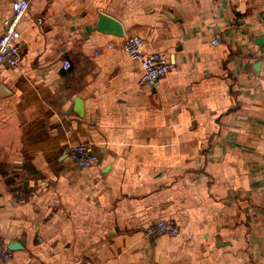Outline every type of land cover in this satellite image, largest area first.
<instances>
[{
    "label": "crops",
    "instance_id": "crops-1",
    "mask_svg": "<svg viewBox=\"0 0 264 264\" xmlns=\"http://www.w3.org/2000/svg\"><path fill=\"white\" fill-rule=\"evenodd\" d=\"M28 2L0 68V237L24 241L4 264H264V0ZM136 35L173 66L156 87ZM161 219L179 234L147 237Z\"/></svg>",
    "mask_w": 264,
    "mask_h": 264
},
{
    "label": "built area",
    "instance_id": "built-area-1",
    "mask_svg": "<svg viewBox=\"0 0 264 264\" xmlns=\"http://www.w3.org/2000/svg\"><path fill=\"white\" fill-rule=\"evenodd\" d=\"M28 0H17L12 4V16L3 23V32L0 37V68L13 70L21 69L23 43L18 25L28 14ZM218 44V41H214ZM145 41L140 36H130L124 43V50L130 59L140 63L142 75L138 84L140 86L156 87L172 70L173 66L164 53H146ZM64 70L71 68V63L65 61ZM66 158L75 166L86 169L98 162V157L85 144L68 146L64 149ZM179 228L173 219L157 220L147 228V237L169 235L177 236ZM12 252L6 241L0 237V264L8 262Z\"/></svg>",
    "mask_w": 264,
    "mask_h": 264
},
{
    "label": "water",
    "instance_id": "water-1",
    "mask_svg": "<svg viewBox=\"0 0 264 264\" xmlns=\"http://www.w3.org/2000/svg\"><path fill=\"white\" fill-rule=\"evenodd\" d=\"M119 24L120 23H118L115 19H113L107 15H101L100 20L98 22V28L100 31H105L107 33L122 37L124 35V33H123V29H122L121 25H119ZM1 90L3 92L5 91L3 86L1 87ZM23 246H24L23 240L20 242H11L9 244V249L12 251H16V250L22 249Z\"/></svg>",
    "mask_w": 264,
    "mask_h": 264
},
{
    "label": "rangeland",
    "instance_id": "rangeland-1",
    "mask_svg": "<svg viewBox=\"0 0 264 264\" xmlns=\"http://www.w3.org/2000/svg\"><path fill=\"white\" fill-rule=\"evenodd\" d=\"M65 148H67V147H65ZM97 156V155H96ZM94 166V165H93ZM179 228V227H178ZM179 232H180V230H179ZM179 234V233H178ZM163 236H169V235H163ZM158 237V236H157ZM156 237V238H157ZM160 237V236H159ZM170 237H176V236H170ZM150 239H154V238H150ZM12 252V251H11ZM12 256H13V254H12Z\"/></svg>",
    "mask_w": 264,
    "mask_h": 264
}]
</instances>
